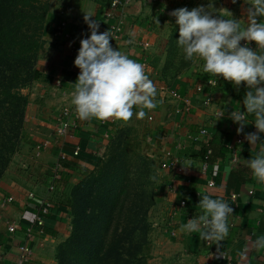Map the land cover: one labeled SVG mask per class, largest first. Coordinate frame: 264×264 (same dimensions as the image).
<instances>
[{"label":"crops","instance_id":"0c3cea01","mask_svg":"<svg viewBox=\"0 0 264 264\" xmlns=\"http://www.w3.org/2000/svg\"><path fill=\"white\" fill-rule=\"evenodd\" d=\"M124 1L70 0L61 11L47 17L36 78L22 91L28 99V106L21 146L13 158L19 166L22 164V170L18 176L7 175L5 183H0V205L7 197L14 199L12 205L0 209V235H3L0 264H16L18 247L25 239L24 231L32 224L36 204L45 197L55 167L60 164L61 175L51 197L52 209L45 218L43 233H35L29 263L56 264L58 248L72 232V190L97 169L120 130L121 121L115 119H78L72 138L57 137L55 132V119L60 109L67 107L75 112L71 92L79 69L74 66V60L80 40L90 35L84 21V16L88 15L99 23V32L108 30L111 33L113 48L138 63L147 62L146 74L157 88V107L145 109L146 143L143 149L159 166L163 183L156 187L155 198L162 218L152 229V233H156L153 243L160 249L154 255L156 264H264V249L253 246L258 237L264 236V183L257 182L245 163L264 147V142H260L264 141V134H258L260 139L252 146L244 139L245 134L256 131L251 123L239 135L236 131L238 125L227 116L214 124L216 107L227 104L229 110L240 107L244 111V83L236 87L218 78L217 84L205 86L199 93L196 89L199 84L209 79L215 81L212 74L203 72L200 62L189 74L180 77L175 86L166 88L151 65L150 49L152 19L158 16L162 3L167 0H134L131 5L123 7ZM225 1L224 9L230 11L233 18L246 22L245 0H237L236 4ZM61 21L66 22V27L62 34H56L54 29ZM117 28L119 33L113 34ZM145 43L149 44L148 48L142 46ZM248 46L253 50L256 48L254 42ZM170 90L190 103L188 112L184 111L185 106L170 99ZM208 98L214 105L204 104ZM133 110L138 112L140 108L134 106ZM216 135L221 137L219 145L212 151L210 144ZM46 142L48 146L36 156V146ZM74 147L80 149L76 157L73 156ZM206 150H211V155L208 173L204 175L201 167ZM168 154L178 163L169 164ZM186 162L191 168L182 169ZM210 179L214 180V187H208ZM205 192L213 198L228 201L233 208L228 236L211 246L201 240L198 232L188 234L180 230L188 219L201 213L198 203ZM30 193L34 199H29ZM182 201L186 203L183 208L180 206ZM8 221L17 227L13 235L5 233Z\"/></svg>","mask_w":264,"mask_h":264},{"label":"clouds","instance_id":"9594fccd","mask_svg":"<svg viewBox=\"0 0 264 264\" xmlns=\"http://www.w3.org/2000/svg\"><path fill=\"white\" fill-rule=\"evenodd\" d=\"M231 2L236 4L237 0ZM214 3L215 0H208L207 6L191 10L182 7L169 13L178 30L176 43L184 60L197 65L202 62L203 72L212 74L216 84L218 78L236 87L244 83V111L240 107L229 110L227 104L216 107L214 124L227 116L238 125L239 135L251 123L256 131L245 134L244 139L254 146L260 139L258 134H264V0H245L246 22L233 18L228 10H217ZM84 21L90 35L80 40L74 60L79 75L71 92V104L79 119L127 122L134 115L144 118L145 109L157 107V88L146 74L145 66L113 48L111 33L108 30L99 32V23L91 15L84 16ZM251 42L255 43V50L248 46ZM208 103L213 104L209 100ZM134 106H139L140 110L134 113ZM245 163L257 182L264 183V147ZM188 168L191 166L186 162L182 169ZM151 179L163 184L158 175ZM198 205L201 213L188 219L180 230L188 234L198 232L209 246L219 244L229 234L230 217L233 216L231 204L205 192ZM253 246L264 249V236L258 237Z\"/></svg>","mask_w":264,"mask_h":264},{"label":"trees","instance_id":"16d2710c","mask_svg":"<svg viewBox=\"0 0 264 264\" xmlns=\"http://www.w3.org/2000/svg\"><path fill=\"white\" fill-rule=\"evenodd\" d=\"M47 17L46 0H0V183L23 139L28 99L22 91L36 78ZM121 132L72 190V232L56 264H147L154 168L142 156L129 157ZM220 137L212 138V151Z\"/></svg>","mask_w":264,"mask_h":264},{"label":"rangeland","instance_id":"374dc122","mask_svg":"<svg viewBox=\"0 0 264 264\" xmlns=\"http://www.w3.org/2000/svg\"><path fill=\"white\" fill-rule=\"evenodd\" d=\"M45 1V0H44ZM48 1V16L52 13L56 14L58 11L66 5L70 0H46ZM208 0H167L162 3L157 15L153 20V24L151 25L152 31V43H151V65L159 74V77L162 80L163 85L166 88H171L175 86L176 81L179 80L184 74H189L197 64H193L192 62L186 61L183 58L182 50L177 46L176 40L179 38L178 30H175V20L172 18L169 13L175 9L187 7L189 10L195 8L197 6H207ZM226 6L225 0H215L213 5L217 10L224 9ZM156 15V14H155ZM157 21V23H156ZM171 24L173 26H170ZM134 113L136 110H133ZM120 131L122 142L125 140H129V146L126 148L129 157L142 156L148 161L152 162L154 168V174L159 176V166L154 161L153 158L147 156L145 154L144 144L145 142V117L144 119L138 118L134 115L127 122H120ZM125 137V140L123 139ZM122 148H124V144H122ZM14 163V164H13ZM10 168L6 171L5 178L7 175L13 174L19 175L20 170H22V164L19 166L17 161H12ZM1 183H5V179ZM159 184L153 183V197H154V205L150 208L148 213V223L150 225V231L148 234V261L147 264H156L157 258L154 255L159 253V250L156 247V244L153 243V237L156 233H152V229L156 228L155 224H159L161 221V212L159 210L160 206L156 202V187ZM6 199V198H5ZM4 199V200H5ZM3 200V201H4ZM0 209L4 210L0 205ZM158 228V227H157Z\"/></svg>","mask_w":264,"mask_h":264},{"label":"built area","instance_id":"2783aa9c","mask_svg":"<svg viewBox=\"0 0 264 264\" xmlns=\"http://www.w3.org/2000/svg\"><path fill=\"white\" fill-rule=\"evenodd\" d=\"M134 0H125L122 4L123 7H127L129 5H131L133 3ZM115 4L120 5L119 2H115ZM66 27V22L61 21L60 23L57 24V26L54 29V32L56 34H62L64 28ZM120 29H115L114 31H112L113 34H117L119 33ZM67 38V36H66ZM242 44V42H241ZM144 48H148L149 44L145 43L142 45ZM142 64L145 66V72H148V64L147 62L144 60L142 62ZM215 85V81L213 79H209L208 81H205L203 84H199L197 86V92L201 93L203 92V89L205 86L211 87ZM169 97L170 99H172L173 101L182 104L183 106H185V110L186 112L189 111V107L190 103L185 100L182 99L180 97V95L174 91V90H170L169 91ZM208 100L209 102L211 101L209 98L207 100L204 101L205 105H208ZM177 112H179V110H177ZM79 117L78 115L70 108L67 107H62L59 111L58 116L55 119V132L57 137H68V138H72V131L75 129L76 124L75 121L78 120ZM48 146V143H43L41 145L36 146L35 148V153L36 156H40L41 152ZM80 153V149L78 147H74L73 150V156H78ZM211 155V150H206L205 154H204V161L201 167V172L202 174H207L208 173V169H209V158ZM167 159H169V164H177L178 161L172 157H170V155H166ZM63 158V157H62ZM60 164H57L55 167V173L53 174V177L47 187V192L46 195L43 199H41L40 201L37 202L36 204V214L35 217L33 219V222L30 226H28L25 231V239L24 241L19 245L18 247V251H17V255L15 257V262L16 264H29L30 263V259L33 255V247H34V236L35 233H43V230L45 228L44 226V221L45 218L50 214L51 209H52V195L54 194L55 191V182L56 180H58L60 178ZM208 187H214L215 186V182L213 179L208 180L207 183ZM29 199H34V195L32 193L28 194ZM232 199L235 198V196H231ZM14 202V199L12 197H7L4 201H2L1 206L2 208H6L7 206L12 205ZM186 203L185 201H182L180 203V206L183 208L185 207ZM17 230V227L15 225V223L8 221L6 223V234L7 235H13ZM171 235L175 236L174 231H171ZM3 238V235H0V240ZM209 245V243H208Z\"/></svg>","mask_w":264,"mask_h":264}]
</instances>
